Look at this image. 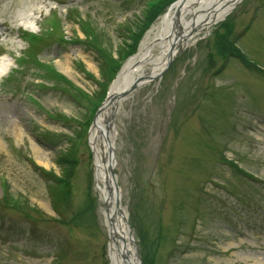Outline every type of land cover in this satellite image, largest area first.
Listing matches in <instances>:
<instances>
[{"label": "rangeland", "instance_id": "1", "mask_svg": "<svg viewBox=\"0 0 264 264\" xmlns=\"http://www.w3.org/2000/svg\"><path fill=\"white\" fill-rule=\"evenodd\" d=\"M154 1L0 0V264H51L60 249L61 264H108L87 136L122 64L175 0L147 10ZM235 6L111 114L139 264H264V0ZM67 152L69 200L53 202L36 170L59 176ZM39 213L74 225H32Z\"/></svg>", "mask_w": 264, "mask_h": 264}, {"label": "bare ground", "instance_id": "2", "mask_svg": "<svg viewBox=\"0 0 264 264\" xmlns=\"http://www.w3.org/2000/svg\"><path fill=\"white\" fill-rule=\"evenodd\" d=\"M228 1L175 0L170 3L144 34L135 53L122 64L109 86L107 99L93 119L87 140L92 152L95 189L102 202L103 223L109 234L108 264H139L127 215L121 206L119 191L114 189L112 149L115 129L111 114L121 101L117 100V94L134 81H150L163 69L176 46L186 40L188 32L206 31L224 17L228 8L225 2ZM5 65L7 63L2 62L0 67Z\"/></svg>", "mask_w": 264, "mask_h": 264}, {"label": "trees", "instance_id": "3", "mask_svg": "<svg viewBox=\"0 0 264 264\" xmlns=\"http://www.w3.org/2000/svg\"><path fill=\"white\" fill-rule=\"evenodd\" d=\"M160 1L161 0H155L154 3L150 2L149 4H147L148 3L147 2L146 3V5L148 6L147 10H149L151 8V6H153V4L159 3ZM165 1H170V0H165ZM137 37H138V34L133 36L132 45H133V42H136ZM34 39H35V36L32 39V35H30V37H29L30 45L34 44L36 42V41H34ZM94 48L101 55L100 50L97 49L96 47H94ZM133 50H134V45H133V47H131L129 52L126 54L130 55ZM234 56H236L241 61L242 64L244 63L246 66H249V64L241 57V55H234ZM251 66L252 65H250L249 67H251ZM113 69H116V68H113ZM100 84L101 83H97V85H100ZM75 163H76L75 154H70L67 152V153H64L63 155L59 156V164L61 166L60 169H62L61 174L59 176H53L51 174H48L47 171L42 170V168H38L39 170H36L47 181L48 190H49L50 195L52 196L53 202H55V201L57 202L58 200H64V201L69 200L68 196H69V191H70V188H69L70 180H71L70 177H71L73 168L75 166ZM237 171H239V170L237 169ZM4 196H5V192L3 190L2 197L4 198ZM94 208H95L94 199L89 198V204L86 205L85 210L87 209L88 212L93 216V218H94V214H93ZM14 209H18V208L14 207ZM81 209L77 212L76 218L79 216ZM29 219H31L33 221L31 223L32 225L35 224L34 222H45V221H49V220L57 221L61 224H65V225L69 226L70 228H71V226L74 225V224H71L73 222V218H71V219L70 218L61 219V218H52V217L46 218V217H42V214H40V213L33 218L29 217ZM64 251H65L64 249L57 250L54 258L52 259L51 264H61V262L63 261V258H64Z\"/></svg>", "mask_w": 264, "mask_h": 264}, {"label": "water", "instance_id": "4", "mask_svg": "<svg viewBox=\"0 0 264 264\" xmlns=\"http://www.w3.org/2000/svg\"><path fill=\"white\" fill-rule=\"evenodd\" d=\"M181 47V46H180ZM170 64V57L168 58V61H167V63H166V65H165V67H167L168 65ZM162 71V70H161ZM161 71H159L157 74H155L152 78H150V79H154V78H156L159 74H160V72ZM142 83V81L141 82H137V81H134L133 83H131L128 87H126L123 91H121V92H119L118 94H117V99L118 98H122V97H124L126 94H128L129 92H131L132 90H134L138 85H140ZM101 106H102V104L96 109V111H95V115L99 112V110H100V108H101ZM94 119V118H93ZM92 123H93V120H92ZM92 125V124H91ZM110 160L112 159V157H110L109 158ZM114 189H115V191H117L118 190V187L116 186V184H115V182H114ZM131 233V232H130ZM129 233V234H130ZM135 254H136V257H137V259H138V255H137V250H136V246H135Z\"/></svg>", "mask_w": 264, "mask_h": 264}]
</instances>
